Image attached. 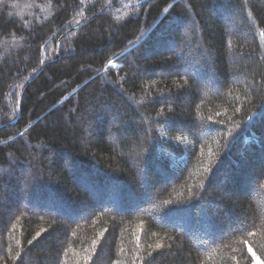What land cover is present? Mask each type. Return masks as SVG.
<instances>
[{
    "label": "trees",
    "instance_id": "trees-1",
    "mask_svg": "<svg viewBox=\"0 0 264 264\" xmlns=\"http://www.w3.org/2000/svg\"><path fill=\"white\" fill-rule=\"evenodd\" d=\"M139 1L0 0V264H264V0Z\"/></svg>",
    "mask_w": 264,
    "mask_h": 264
},
{
    "label": "water",
    "instance_id": "water-1",
    "mask_svg": "<svg viewBox=\"0 0 264 264\" xmlns=\"http://www.w3.org/2000/svg\"><path fill=\"white\" fill-rule=\"evenodd\" d=\"M142 1H144V0H141V1H139V2H142ZM139 2H136V3H133V4H137V3H139ZM75 28V26L74 27H72L71 28V30H73ZM37 74H35L31 79H33L35 76H36ZM23 90V89H22ZM21 94H22V91H21V93H20V96H21ZM19 100H20V97H19ZM15 120H13L11 123H13ZM10 123V124H11ZM2 125L0 124V127H1Z\"/></svg>",
    "mask_w": 264,
    "mask_h": 264
},
{
    "label": "rangeland",
    "instance_id": "rangeland-1",
    "mask_svg": "<svg viewBox=\"0 0 264 264\" xmlns=\"http://www.w3.org/2000/svg\"><path fill=\"white\" fill-rule=\"evenodd\" d=\"M166 47H168V49H171V48H173V46H172V45H170V44H168V46H166Z\"/></svg>",
    "mask_w": 264,
    "mask_h": 264
}]
</instances>
